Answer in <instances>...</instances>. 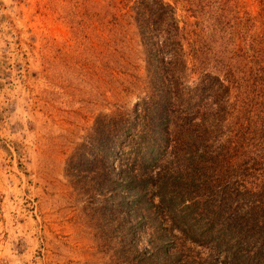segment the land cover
<instances>
[{
  "label": "rangeland",
  "instance_id": "rangeland-1",
  "mask_svg": "<svg viewBox=\"0 0 264 264\" xmlns=\"http://www.w3.org/2000/svg\"><path fill=\"white\" fill-rule=\"evenodd\" d=\"M135 1L0 0V264H221L165 226L153 198L121 205L74 169L102 153L96 131H117L98 125L153 96ZM162 1L184 29L192 79L226 64L244 97L260 88L247 73L262 62L259 0ZM160 239L169 250L153 258Z\"/></svg>",
  "mask_w": 264,
  "mask_h": 264
},
{
  "label": "trees",
  "instance_id": "trees-1",
  "mask_svg": "<svg viewBox=\"0 0 264 264\" xmlns=\"http://www.w3.org/2000/svg\"><path fill=\"white\" fill-rule=\"evenodd\" d=\"M259 3L264 35V0ZM132 13L153 96L125 118L98 125L117 131L109 138L96 131L91 144L102 153L98 159L87 153L83 169H74L101 194H116L121 205L156 200L149 207L159 220L207 250L213 262L264 264V112L254 114L253 107L264 102V45L257 48L259 69L247 72L261 80L260 88L244 97L238 68L224 64L195 79L187 74L185 32L172 5L136 0ZM151 244L153 258L169 250L161 239Z\"/></svg>",
  "mask_w": 264,
  "mask_h": 264
}]
</instances>
